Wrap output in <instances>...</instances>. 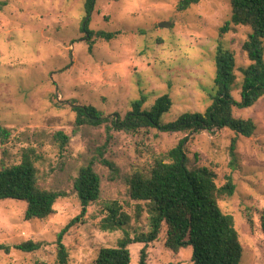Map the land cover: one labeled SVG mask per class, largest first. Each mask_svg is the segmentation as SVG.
I'll return each mask as SVG.
<instances>
[{"label":"rangeland","instance_id":"1","mask_svg":"<svg viewBox=\"0 0 264 264\" xmlns=\"http://www.w3.org/2000/svg\"><path fill=\"white\" fill-rule=\"evenodd\" d=\"M86 0H0V125L11 129L9 142L0 149V165L18 164L25 148L35 146L42 158L40 186L62 192L56 212L46 220L25 218L26 202L0 199V264H56L58 233L80 214L74 189L79 169L90 159L103 156L117 164L118 177L99 160L101 199L88 207L85 223L75 225L63 237L69 264H93L102 247H115L120 239L151 231L148 203L133 201L124 176L150 166L187 135L149 129L128 133L107 126L75 124L77 105H94L107 116L124 118L132 103L145 96V108L169 94L171 109L161 120L169 123L183 113L204 112L214 89L217 46L222 43L236 55L237 84L233 95L240 99L241 69L250 64L242 49L251 28L231 25L230 0H201L185 10L181 0H96L90 14ZM165 24V26H161ZM114 33L111 39L98 33ZM92 45V49L90 48ZM237 117L252 118L251 137L225 128L189 135V166H206L217 174V183L232 175L236 184L231 198L219 201L222 210L235 218L243 245L241 264H264V233L260 213L264 209V97L247 109H234ZM69 136L65 147L56 132ZM237 138V167L231 162L230 145ZM6 151V153L4 152ZM115 175V174H114ZM116 199L132 214L129 224L106 230L100 225L101 204ZM256 223L251 231L248 215ZM166 231L148 243L146 264H192L194 247L174 253L165 246ZM33 240L35 251L14 246ZM144 242L130 243L131 264H140Z\"/></svg>","mask_w":264,"mask_h":264},{"label":"trees","instance_id":"2","mask_svg":"<svg viewBox=\"0 0 264 264\" xmlns=\"http://www.w3.org/2000/svg\"><path fill=\"white\" fill-rule=\"evenodd\" d=\"M201 0H181L178 9L185 10ZM96 0H86L85 8L88 18L84 30L89 33L90 14ZM232 6L231 22L221 28V36L231 29V25H246L251 28L242 49L247 54L250 64L241 69L240 99L233 95L237 84V67L235 52L222 43L217 46L216 71L214 89L210 93L211 104L204 112L183 113L172 122L164 123L162 115L169 111L173 100L169 94L158 97L150 108H145L147 101L143 95L132 103V109L122 119L119 116H107L94 105H77L71 102L76 113L77 126H107L110 132L122 130L128 133H139L149 129H158L169 133H187L179 144L153 161L148 167L138 168L124 176L127 193L133 201L148 203L151 220V231L135 238L127 235L120 239L115 247H102L93 264H131L130 243L144 242L140 252V264H146L148 243L158 239L162 231H166L165 246L177 253L180 248L193 246L192 264H241L243 245L237 230L235 218L225 213L219 201L231 198L236 191L232 175L226 176V182L217 183V174L206 166H189L187 142L189 135L203 131L214 132L225 128L237 135L251 137L256 130L252 118L237 117L234 109H247L264 97V0H230ZM114 33H98V36L111 39ZM91 44V49H92ZM10 128L0 125V149L11 139ZM55 139L61 146L69 142L64 132H56ZM4 149V148H3ZM237 138L230 145L231 162L237 167ZM6 153V151L4 150ZM105 150L100 149V158H92L83 165L74 180V189L81 203V212L58 233L56 243V264H69V250L63 243L64 235L75 225L85 223L88 207L101 199L102 178L96 171L95 163L99 160L108 166L113 173L111 179L118 177L120 169L117 164L103 156ZM42 158L35 146L24 149L22 160L10 166L2 161L0 165V199L13 198L26 202L25 218L46 220L55 212V203L62 195L56 190L44 189L40 186L39 168L36 163ZM100 225L106 230L122 228L130 223L132 214L124 210L120 201L113 199L101 204ZM252 232L256 223L252 214L248 217ZM260 227L264 233V209L260 213ZM23 251L39 249V243L30 240L14 246ZM9 253L10 246L0 244V251Z\"/></svg>","mask_w":264,"mask_h":264},{"label":"water","instance_id":"3","mask_svg":"<svg viewBox=\"0 0 264 264\" xmlns=\"http://www.w3.org/2000/svg\"><path fill=\"white\" fill-rule=\"evenodd\" d=\"M161 26H165V24H161Z\"/></svg>","mask_w":264,"mask_h":264}]
</instances>
